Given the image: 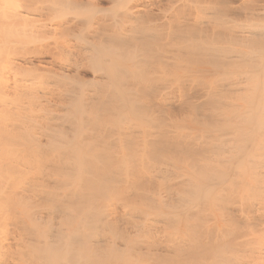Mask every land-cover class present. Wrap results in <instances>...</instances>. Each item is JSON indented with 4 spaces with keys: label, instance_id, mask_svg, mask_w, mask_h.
<instances>
[{
    "label": "bare ground",
    "instance_id": "bare-ground-1",
    "mask_svg": "<svg viewBox=\"0 0 264 264\" xmlns=\"http://www.w3.org/2000/svg\"><path fill=\"white\" fill-rule=\"evenodd\" d=\"M1 9L20 32L0 37V264L246 262L264 242V0Z\"/></svg>",
    "mask_w": 264,
    "mask_h": 264
},
{
    "label": "rangeland",
    "instance_id": "rangeland-1",
    "mask_svg": "<svg viewBox=\"0 0 264 264\" xmlns=\"http://www.w3.org/2000/svg\"><path fill=\"white\" fill-rule=\"evenodd\" d=\"M3 12H4V11H2V9H1V11H0V15H3V14H4ZM2 13H3V14H2ZM0 17H1V16H0ZM0 22H1V20H0ZM1 25H2V24H1ZM1 25H0V27H1V29H0V37L7 36V35H5V33H6V34H9L8 36H10V35H11L10 33H11L12 31H13L12 33H14V34H15L16 32H17V33L20 32V31L18 30L19 27L17 28V26H15V30H14V27H12V26H10V28L8 29L9 26L7 27L6 25H4V26H5V27H4V26H1ZM2 27H3V28H2ZM4 28H7V31H6V29H4ZM11 28H12V30H10ZM16 29H17V31H16ZM1 30L3 31L2 34H1ZM9 30H10V31H9ZM15 31H16V32H15ZM7 32H8V33H7ZM3 34H4V36H2ZM3 52H5V49H3V51H1L0 53H3ZM40 58H42V59L44 58V60H45V59L48 60L49 56H48V57H47V56H42V57H40ZM35 59H36L35 62L37 63V61H38L37 59H39V57H37V58H35ZM11 71H12V70H11ZM84 74L86 75V72H84ZM87 75L89 76L88 73H87ZM41 76H42V75H41ZM12 77H14V76H12ZM38 78L40 79V77H38ZM45 79H47V78H45V76H44V77H41L40 80H42V81L37 82V84H38L39 86L41 85V87H42L43 89H45L46 91H47L48 88H51V89L49 90L50 93L47 91L49 94H51V92L53 93L54 89H56V91L53 93V94H56V92H57L58 90H60V89L58 88L59 86H57V84H59V83L56 82L55 84H52V83H54V82H52V83H50V82H49V83L46 82V84H42V83L45 81ZM37 80H38V79H37ZM12 81H13V80L11 79L10 82H12ZM14 82H15V80L13 81V83H14ZM49 84H50V85H49ZM53 87H54V88H53ZM57 89H58V90H57ZM0 106H1V104H0ZM2 108H5V107H4V106H1V107H0V112H1ZM0 115H1V114H0ZM1 119H2V118H1ZM0 122H1V121H0ZM244 171H246V170H244ZM242 191H243V190H242ZM242 191H241V192H242ZM245 191H246V190H245ZM243 194H244V193H243ZM245 194H246V192H245ZM236 195H237V194H236ZM236 195H235V198H236ZM238 195L240 196L241 194L238 193ZM239 196H237V198H238V200H239V203L244 202L245 199L241 201V200L239 199V198H240ZM242 196H243V195H242ZM244 196H246V195H244ZM237 198H236V199H237ZM240 201H241V202H240ZM245 202H246V201H245ZM257 205H258V203H257ZM257 207H260V205H258ZM254 208H256V207H253V209H254ZM251 213H252V212H251ZM253 213H254V212H253ZM222 227H224V226H222ZM244 229H246V228H244ZM258 234H259V232H258ZM260 234H261V232H260ZM260 234H259V236H260ZM255 235H256V232H255ZM259 236H255V237L257 238V237H259ZM262 236H263V235L261 234L260 237L262 238ZM255 237H254V238H255ZM260 237H259V238H260ZM254 238H252V239H254ZM261 238H260V239H261ZM263 238H264V236H263ZM263 238H262V240L264 241ZM258 240H259V239H257V241H255V242H254V240H253L254 243L251 241V242H252V243L250 242V243H251V246L254 245V246L256 247V242L258 243ZM259 242L264 243V242H262V241H260V240H259ZM249 246H250V244H249ZM251 246H250V247H251ZM254 246H253V247H254ZM250 247H249V248H250ZM257 247L259 248V251H261V249H260L261 245H259V243H258ZM257 247H256V248H257ZM249 248H248V250H247V253H248V252L250 251V249H251V248H250V249H249ZM261 248L263 249V248H264V245H263ZM252 249H253V248H252ZM254 250H255V249H254ZM251 251H252V250H251ZM245 252H246V251H245ZM252 252H253V251H252ZM247 253H246V256L244 255L245 253H244L243 255H244L245 258H249V259H246V262H245V261H244L245 259L242 257V258L244 259V260H243V261H244L243 264H245V263L248 264V263H249V260L252 261V263L250 262L251 264H254V263H255V264H264V257H263V258L261 257V255H264V249H263V253H262V254H258L259 252H258V253H257V252H255V253H251L252 255H251V254H250V255H251L252 257L254 256L252 259H251V256H248V255H247ZM253 254H254V255H253ZM255 254H256V255L258 254L262 259H260V257H257L258 255L256 256ZM256 258H257V259H256ZM253 259H255L256 261L253 260ZM258 259H259V260H258ZM241 260H242V259H241ZM247 261H248V263H247ZM250 263H249V264H250Z\"/></svg>",
    "mask_w": 264,
    "mask_h": 264
}]
</instances>
